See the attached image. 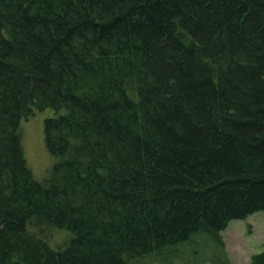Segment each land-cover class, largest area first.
I'll return each instance as SVG.
<instances>
[{
    "label": "trees",
    "instance_id": "obj_1",
    "mask_svg": "<svg viewBox=\"0 0 264 264\" xmlns=\"http://www.w3.org/2000/svg\"><path fill=\"white\" fill-rule=\"evenodd\" d=\"M257 210L264 0H0V264H232Z\"/></svg>",
    "mask_w": 264,
    "mask_h": 264
},
{
    "label": "rangeland",
    "instance_id": "obj_2",
    "mask_svg": "<svg viewBox=\"0 0 264 264\" xmlns=\"http://www.w3.org/2000/svg\"><path fill=\"white\" fill-rule=\"evenodd\" d=\"M45 114V111L38 110L22 123L24 155L37 178L52 163L44 145L42 118ZM222 233L232 264L246 263L253 253L264 247V210H257L245 218L229 220Z\"/></svg>",
    "mask_w": 264,
    "mask_h": 264
}]
</instances>
